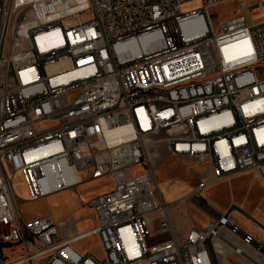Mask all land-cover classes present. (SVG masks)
<instances>
[{"label":"built area","instance_id":"2783aa9c","mask_svg":"<svg viewBox=\"0 0 264 264\" xmlns=\"http://www.w3.org/2000/svg\"><path fill=\"white\" fill-rule=\"evenodd\" d=\"M246 3L0 0V264H264V223L236 205L216 215L201 198L247 172L264 186V26L238 13L216 28L211 17ZM263 10L260 0L254 11ZM164 156L198 182L175 203L156 183L153 159ZM83 175L112 186L82 205L89 230L24 219L16 178L36 202ZM182 202L212 218L185 240L173 219ZM91 238L100 256L75 248Z\"/></svg>","mask_w":264,"mask_h":264},{"label":"rangeland","instance_id":"374dc122","mask_svg":"<svg viewBox=\"0 0 264 264\" xmlns=\"http://www.w3.org/2000/svg\"><path fill=\"white\" fill-rule=\"evenodd\" d=\"M199 7V2H193L191 4L184 5L181 9L182 13L192 11ZM235 4H230L227 7H220L211 11V17L218 27L220 22H225L230 19L234 14H237L234 9ZM242 8H239V11ZM248 24L254 28L258 26H264V10L252 11L246 13ZM83 21L87 18L82 17ZM252 23V24H251ZM155 169L156 183L158 190L162 195V198L166 204L175 203L182 200L184 197L191 193V187L198 186L197 180L187 171L185 164L182 160L171 156H164L162 158L153 159ZM147 171L146 165L138 166L130 169L128 172L137 176ZM253 177L247 176L236 181H233L231 185L227 183H217L212 186L206 187L201 194V198L208 201V204L217 213L221 212V208L227 204L236 200L238 203L243 201V192H238L244 185L245 188H249L248 205L246 206V212L253 218L264 223L263 214L256 209L258 202L264 197V188L256 179V174L251 172ZM80 186L73 191L60 192L51 195L45 199L33 202L29 199L24 184L20 179H15V193L18 199L19 209L27 219H40L44 217H51L56 224L75 222L92 214L90 209L84 208L82 205L88 206L91 201L109 192L112 188L109 182L100 181L96 183L87 182V176L83 175L79 178ZM171 182H174L171 185ZM108 183V184H107ZM232 190L234 192H232ZM238 193V194H237ZM241 208V207H239ZM242 209V208H241ZM243 210V209H242ZM175 217L181 218L188 223H193L195 226H202L207 221L206 216L199 212L196 206L190 202H182L175 208ZM232 221L237 224L241 229L246 232H250V222L242 218L238 212L232 214ZM150 225L151 233L156 232V228L161 221V215L159 213L151 214L147 217ZM91 223H84L80 225V229L89 228ZM199 229V228H198ZM256 237H260V232L253 233ZM96 239L91 238L85 242L75 245L78 251L93 248V252L100 256L99 250L93 244ZM255 258H257L255 256ZM236 263H239L236 261Z\"/></svg>","mask_w":264,"mask_h":264},{"label":"crops","instance_id":"0c3cea01","mask_svg":"<svg viewBox=\"0 0 264 264\" xmlns=\"http://www.w3.org/2000/svg\"><path fill=\"white\" fill-rule=\"evenodd\" d=\"M260 0H247V3L246 4H243V5H241L240 7L242 8V10H240L239 11V6L237 5V4H235V8L234 9H237V10H235V11H237V12H235V13H242V14H244L245 15V17H246V13H251L252 11H254V6L259 2ZM234 15H236V14H234ZM247 18V17H246ZM252 24V23H251ZM254 173V172H253ZM247 176H250V177H253V174L251 173V172H247V173H244V174H241V175H238V176H234V177H231V178H228V179H225V180H223V181H221V182H219V183H227L228 185H231L232 183H233V181H236V180H239V179H242V178H246ZM254 178V177H253ZM256 179L258 180V178H257V176H256ZM100 181H104V180H100ZM100 181H94V182H91V183H96V182H100ZM259 181V180H258ZM105 182H108V181H106L105 180ZM259 183L263 186V184L259 181ZM108 184V183H107ZM263 188H264V186H263ZM232 192H234L233 190H232ZM238 192H243V196H244V199H243V201H241V203H238L236 200H233L231 203H227V204H225L222 208H221V212L220 213H217L213 208H211L210 206H209V204H208V201H207V206L209 207V208H211L214 212H215V214L216 215H221V214H224L232 205H236V206H238V207H241L245 212H246V206L248 205V202H247V200H248V196H249V188H245L244 187V185L241 187V189L238 191ZM202 194V193H201ZM238 194V193H237ZM263 204H264V197H263V199L262 200H260L259 202H258V206H256V209H258L260 212H261V208H262V206H263ZM249 206V205H248ZM199 210V212H201V213H203L204 214V216H206V218H207V221L205 222V223H203L202 224V226H195V224H193V223H188V222H186L185 220H183V219H181V218H178V217H175V219H174V224H175V228H176V231H177V233H178V236H179V238H180V240H185V238H186V236H187V234L189 233V231L192 229V228H199V229H203V228H205L209 223H211V220H212V218H211V216H209L205 211H203V210H200V209H198ZM248 213V212H247ZM88 216L89 215H87L86 217H84V218H82V219H80L79 220V222L80 221H82V222H80L79 224H78V226H77V233H82V232H85V231H87V230H89L90 228H91V225H89V228H85V229H80V225H82V224H84V223H89L90 224V222L88 221ZM24 217V216H23ZM24 219H26V220H32V219H27V218H24ZM93 246H95V249L97 248L96 247V241H95V243L93 244ZM98 249V248H97ZM94 250V249H93ZM87 251V249L85 250H82V251H80V252H86ZM94 254H95V252H94ZM95 255H97V254H95ZM256 260V259H255ZM257 261V260H256Z\"/></svg>","mask_w":264,"mask_h":264}]
</instances>
